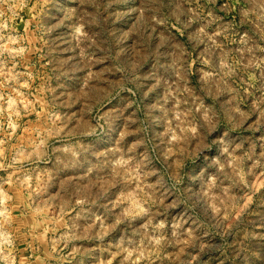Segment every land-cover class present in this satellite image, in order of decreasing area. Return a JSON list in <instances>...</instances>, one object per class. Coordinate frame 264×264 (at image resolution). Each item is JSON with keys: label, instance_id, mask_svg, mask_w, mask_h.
Segmentation results:
<instances>
[{"label": "rangeland", "instance_id": "374dc122", "mask_svg": "<svg viewBox=\"0 0 264 264\" xmlns=\"http://www.w3.org/2000/svg\"><path fill=\"white\" fill-rule=\"evenodd\" d=\"M0 264H264V0H0Z\"/></svg>", "mask_w": 264, "mask_h": 264}]
</instances>
